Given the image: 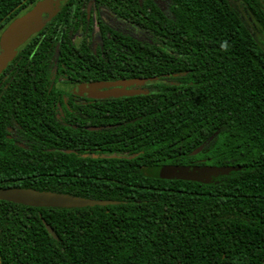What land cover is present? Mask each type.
I'll list each match as a JSON object with an SVG mask.
<instances>
[{
	"label": "trees",
	"instance_id": "16d2710c",
	"mask_svg": "<svg viewBox=\"0 0 264 264\" xmlns=\"http://www.w3.org/2000/svg\"><path fill=\"white\" fill-rule=\"evenodd\" d=\"M10 1L0 0V25ZM240 1L264 32V0ZM171 9L143 21L157 22L166 44L156 73L179 82L159 86L156 128L142 130L135 158L95 159L105 178L88 193L69 192L117 203L0 200V264H264V49L228 0H172ZM164 163L235 169L166 179L154 172Z\"/></svg>",
	"mask_w": 264,
	"mask_h": 264
},
{
	"label": "flooded vegetation",
	"instance_id": "af4514ba",
	"mask_svg": "<svg viewBox=\"0 0 264 264\" xmlns=\"http://www.w3.org/2000/svg\"><path fill=\"white\" fill-rule=\"evenodd\" d=\"M42 3L54 13L41 27L0 41V188L88 193L105 178L94 160L142 153L159 86L179 83L156 73L166 44L143 22L172 0H11L0 35Z\"/></svg>",
	"mask_w": 264,
	"mask_h": 264
},
{
	"label": "water",
	"instance_id": "95a60500",
	"mask_svg": "<svg viewBox=\"0 0 264 264\" xmlns=\"http://www.w3.org/2000/svg\"><path fill=\"white\" fill-rule=\"evenodd\" d=\"M46 6V3L39 4L24 16L12 21L0 35L1 44L17 43V41L25 39L31 32L41 27L54 13L53 9H46ZM216 133L217 131L214 132V134ZM214 134L210 135L208 140L194 148L190 153L192 155L198 153ZM234 169V166L228 165L165 163L156 166L154 172L160 178L207 181L210 177L226 174ZM0 199L29 206L67 208L117 203L116 200L112 199L86 198L61 192L18 187L0 188ZM41 220L47 232L57 239L52 227L44 219Z\"/></svg>",
	"mask_w": 264,
	"mask_h": 264
},
{
	"label": "rangeland",
	"instance_id": "374dc122",
	"mask_svg": "<svg viewBox=\"0 0 264 264\" xmlns=\"http://www.w3.org/2000/svg\"><path fill=\"white\" fill-rule=\"evenodd\" d=\"M232 7H234L239 15L241 16L242 21L248 27L254 38L259 42V44L264 49V32L258 23L255 21L250 10L247 6L240 0H228Z\"/></svg>",
	"mask_w": 264,
	"mask_h": 264
}]
</instances>
